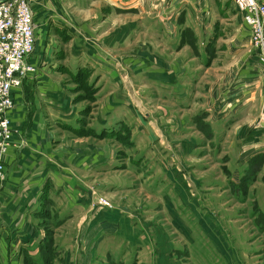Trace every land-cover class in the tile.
I'll return each mask as SVG.
<instances>
[{
	"label": "rangeland",
	"instance_id": "rangeland-1",
	"mask_svg": "<svg viewBox=\"0 0 264 264\" xmlns=\"http://www.w3.org/2000/svg\"><path fill=\"white\" fill-rule=\"evenodd\" d=\"M26 1L33 26L32 56L37 50L49 53L40 65L55 78L51 85L59 91L57 101H65L60 110L79 117L76 132L88 134L98 148L96 161L75 172L84 182L80 226L86 222L88 228L92 213L95 219L90 226L99 227L102 221L105 225L92 238L101 239L103 245L98 243L101 250L93 252L97 255L92 264H264V152L251 151L243 135L236 144L227 139L222 144L226 121L217 122L211 115L214 102L205 103L199 90L191 91L187 101L168 99L162 88L131 78L133 64L123 66L126 103L98 108L96 99L106 87L97 91L98 69L89 58L76 56L79 52L72 51L70 38L77 36L76 51L84 46L99 48L98 40L88 42L92 38L83 36L81 28H72L63 10L56 13L53 6V13L33 14L31 2ZM168 1L171 35L166 42L175 47L186 43L193 49L192 30H211V22L202 21L208 25L201 27L194 22L190 0L178 6L177 1L174 6V0ZM60 2L80 4L81 0ZM183 7L190 10L186 21H182ZM42 23L48 25L46 32L38 28ZM34 31L37 37L49 38L47 44L39 37L35 41ZM24 84L20 103L32 105L28 90L32 86ZM194 87L203 90L201 85ZM28 108L12 115L19 133L30 126ZM257 124L264 128L263 110L253 122ZM72 210L66 205L62 212L68 215ZM54 217L53 225L59 215ZM73 224L74 219L67 221L65 229L72 232ZM85 239L90 244V233Z\"/></svg>",
	"mask_w": 264,
	"mask_h": 264
},
{
	"label": "crops",
	"instance_id": "crops-1",
	"mask_svg": "<svg viewBox=\"0 0 264 264\" xmlns=\"http://www.w3.org/2000/svg\"><path fill=\"white\" fill-rule=\"evenodd\" d=\"M190 1L194 22L199 27L212 26L211 30H192L193 49L186 43L175 47L166 42L171 35L168 0H81L80 4L29 0L33 14L53 13L55 6L56 13H66L72 28H81L83 36L92 38L88 42L98 40L99 48L86 50L84 46L76 51L77 36L70 38L72 51L79 52L76 56L89 58L98 69L96 81L101 79L97 91L106 87L96 99L98 108L126 103L124 67L133 64L131 78L141 85L162 88L168 99L185 97L187 101L191 91L194 94L199 90L205 103L214 102L211 115L217 122L226 121L222 144L226 139L234 144L243 135L244 141L248 140L243 143L249 142L251 151L264 152V128L253 125L264 111V75L249 43L246 25L232 0ZM175 2L177 6L190 4L188 0H174L172 6ZM186 11L190 10L183 7L182 21L190 14ZM202 21L211 23L202 25ZM47 26L42 23L38 28L41 32ZM34 36L42 44L49 40L37 37L35 31ZM45 51H36V71L22 78L7 112L12 140L5 153L0 184V264H92L97 255L93 252L103 248L101 239L92 238L101 234L105 225L102 221L99 227L96 223L90 226L95 219L92 213L88 215V228L86 222L80 226L84 215L79 216L78 211L85 199L84 182L75 172L85 171L96 161L98 148L88 134L76 132L79 117L61 111L65 101H57L59 91L51 85L55 78L49 76L48 67L40 65L49 56ZM24 83L32 86L28 90L33 103L27 104L32 117L28 130L19 133L13 128L12 115L28 107L20 103ZM196 84L203 90L196 89ZM62 123L73 128H65ZM66 205L73 209L68 215L62 212ZM55 215L59 218L53 225ZM72 219L71 232L65 229V223ZM49 225L52 228L47 235ZM87 232L92 240L88 245ZM75 251L76 256L72 255Z\"/></svg>",
	"mask_w": 264,
	"mask_h": 264
},
{
	"label": "built area",
	"instance_id": "built-area-1",
	"mask_svg": "<svg viewBox=\"0 0 264 264\" xmlns=\"http://www.w3.org/2000/svg\"><path fill=\"white\" fill-rule=\"evenodd\" d=\"M232 3L246 25L249 43L264 75V2L232 0ZM32 27L26 0H0V184L4 178L5 153L12 140L7 112L13 106V93L22 78L35 71Z\"/></svg>",
	"mask_w": 264,
	"mask_h": 264
},
{
	"label": "bare ground",
	"instance_id": "bare-ground-1",
	"mask_svg": "<svg viewBox=\"0 0 264 264\" xmlns=\"http://www.w3.org/2000/svg\"><path fill=\"white\" fill-rule=\"evenodd\" d=\"M103 201H104V200H103ZM103 201H102V202H103Z\"/></svg>",
	"mask_w": 264,
	"mask_h": 264
}]
</instances>
